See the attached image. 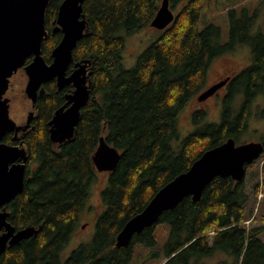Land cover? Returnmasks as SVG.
I'll return each mask as SVG.
<instances>
[{
    "label": "trees",
    "instance_id": "16d2710c",
    "mask_svg": "<svg viewBox=\"0 0 264 264\" xmlns=\"http://www.w3.org/2000/svg\"><path fill=\"white\" fill-rule=\"evenodd\" d=\"M61 1L50 2L45 20L51 19ZM161 3L84 0L89 32L73 50V61L89 62V100L81 109L73 137L54 144L47 123L72 90L70 86L59 91L54 81L44 85L35 129L24 135L28 153L24 189L5 206L7 221L16 230L34 227L39 232L7 247L0 264H151L160 260L161 264H202V259L218 250L229 253L233 264H264V229L243 224L261 181L248 183L246 176L240 182L214 178L198 202L185 197L176 208L164 211L155 225L134 235L128 246H115L127 221L159 189L186 172L205 151L229 138L237 140L247 130L250 105L264 94V29L250 35L254 15L244 8L239 13L229 11V40L221 44L218 26L198 29L205 0H169L171 10L181 5L174 22L160 31L132 69H124L125 38L121 33L130 35L150 26ZM59 42L57 36L44 39L42 56L47 63ZM240 44L250 46L252 60L228 84L221 123L206 124L173 147L179 113L206 88L212 61ZM237 93H243L244 102L234 112L232 101ZM204 115V111H196L194 122ZM100 138L120 157L101 192L103 210L93 239L61 262L60 253L73 235L96 173L92 156ZM260 142L264 144L263 137ZM255 162L246 165V172ZM158 225L168 229L162 245L156 236Z\"/></svg>",
    "mask_w": 264,
    "mask_h": 264
},
{
    "label": "water",
    "instance_id": "95a60500",
    "mask_svg": "<svg viewBox=\"0 0 264 264\" xmlns=\"http://www.w3.org/2000/svg\"><path fill=\"white\" fill-rule=\"evenodd\" d=\"M52 0H0V257L7 247L36 236L39 229L26 227L16 230L8 221L5 206L24 189L28 154L24 143H1L7 132L25 131L29 126H18L9 118V100L4 98L10 78L19 69L27 76L25 93L35 103L37 91L44 94L43 85L54 81L58 90L71 85L73 92L66 95L65 104L59 107L47 123L49 139L61 144L73 137L80 120L81 109L89 100L91 82L87 72L88 61L77 63L67 75L73 62V50L88 31L83 14L84 0H63L56 22L63 32L60 42L51 51V62L42 56L46 38L45 14ZM175 20L169 0L162 3L150 22L158 31ZM30 59L29 63H26ZM227 80L214 84L197 97L199 102L215 94ZM30 114L28 122L30 121ZM264 151L261 142L237 145L233 138L205 151L190 168L159 189L145 208L127 221L116 236L115 246L120 249L131 242L134 235L155 225L164 211L176 208L191 196L194 202L201 198L205 186L216 177H230L236 182L244 180L246 165H251ZM118 151L100 138L92 162L98 172H112L119 160Z\"/></svg>",
    "mask_w": 264,
    "mask_h": 264
},
{
    "label": "rangeland",
    "instance_id": "374dc122",
    "mask_svg": "<svg viewBox=\"0 0 264 264\" xmlns=\"http://www.w3.org/2000/svg\"><path fill=\"white\" fill-rule=\"evenodd\" d=\"M181 5L173 9L176 14L180 10ZM241 8L247 9L254 16L253 25L250 29V35H256L264 29V0H205L204 7L201 10L198 29L203 30L207 26L213 24L220 28L221 36L219 42L225 44L229 40V11H236L239 13ZM258 28V29H257ZM125 47L122 54V66L124 69H132L136 63L137 58L158 38L160 31L152 28L151 26H144L136 32L125 35ZM224 59H223V58ZM216 58L208 70L207 86L218 80L219 77L225 76V71L229 75H238L241 73L252 60V52L249 45H237L235 50L229 51L223 56ZM27 76L23 70L13 75L11 84V98L12 111L10 109L9 115L19 122L20 119H25L24 116V100L26 98L24 88ZM206 90V89H205ZM227 88L220 89L218 93L212 95L204 102H199L197 96L189 101L179 113L178 122V138L172 141L173 147H178L181 141L189 134L199 130L204 125L220 124L222 121V101ZM11 93L8 96L11 97ZM244 102L243 93L238 94L232 101V109L237 112ZM196 111H204V117L194 122V113ZM11 117V118H12ZM264 138V94H259L250 105V117L248 119L247 130L235 140L237 145L260 142ZM254 173L251 176L250 173ZM248 183L261 181L260 191L264 194V152L262 156L248 169L246 172ZM250 174V176H249ZM108 179V172L96 171L94 178L89 187V195L85 205L80 210L78 215V222L75 226L73 235L70 241L62 249L60 253V261L64 262L71 252L81 244L90 243L95 234L96 221L98 216L103 210L101 208V192L106 186ZM264 198H262L263 200ZM251 212H253L255 221L253 226H258L264 229V200L257 205V197H252V202L249 205ZM250 212V213H251ZM251 225V224H250ZM251 225V226H252ZM167 227L158 225L156 228V236L160 245L164 244L167 240ZM264 234V232H263ZM264 242V235L261 236ZM159 245V246H160ZM144 252L138 261H142ZM154 261V260H153ZM152 261V262H153ZM233 257L223 251H215L211 256L201 260L202 264H233ZM162 260L154 261L151 264H161Z\"/></svg>",
    "mask_w": 264,
    "mask_h": 264
},
{
    "label": "flooded vegetation",
    "instance_id": "af4514ba",
    "mask_svg": "<svg viewBox=\"0 0 264 264\" xmlns=\"http://www.w3.org/2000/svg\"><path fill=\"white\" fill-rule=\"evenodd\" d=\"M63 2V0L61 1V3ZM60 3V4H61ZM60 4L58 5V7H57V10H56V12H55V14H53L52 15V17H51V19H49V20H45V30H46V37H51V36H57V37H60V40H61V38H62V36H63V32H62V30L60 29V28H58V24H57V22H56V19H57V14H58V9H59V6H60ZM83 4H84V2H83ZM83 9H84V7H83ZM174 16H175V14H174ZM53 20V21H52ZM87 29H88V24H87ZM88 32H89V30L86 32H84V36H86L87 34H88ZM83 36V37H84ZM78 43V42H77ZM75 49V48H74ZM72 56H73V53H72ZM223 56V55H222ZM221 56V57H222ZM220 57V56H219ZM223 58V57H222ZM224 59V58H223ZM215 60V59H214ZM213 60V61H214ZM212 61V62H213ZM74 62V61H73ZM71 63L70 64V66L68 67V70H67V75H69L70 74V72L73 70V68H74V65L75 64H77V63ZM211 65H212V63H211ZM211 65H210V67H211ZM20 70H23V69H19L17 72H19ZM24 71V70H23ZM17 72L15 73V74H13V75H17ZM87 72H90V70H89V66L87 67ZM13 75H12V77H13ZM236 76V75H235ZM235 76H233V75H228L227 74V72L225 71V76H221V77H219L218 78V80L217 81H215L214 83H212V84H210L209 86H206V88L205 89H207V88H209V87H211V86H213L214 84H217V83H220V82H222V81H225V80H227V82H226V84L224 85V86H222L220 89H224L225 87L227 88L229 85V83L233 80V78L235 77ZM12 77L10 78V81H9V86H8V89H7V91H6V93L4 94V98H7L8 100H9V108H8V110H9V112H10V109H11V111H12V107H10L11 105H12V103H11V98L13 97V93H11V84L10 83H12ZM89 80H90V76H89ZM52 82V81H51ZM26 84H27V80H26ZM26 84H25V88H26ZM71 85H69V86H66V87H70ZM66 87H64V88H66ZM25 88H24V93H25ZM63 88V89H64ZM43 89H44V85H43ZM62 89V90H63ZM204 89V90H205ZM219 89V90H220ZM62 90H59V91H62ZM71 92L70 93H72L73 92V87L71 86ZM203 90V91H204ZM219 90H217L216 92H215V94L216 93H218V91ZM11 93V97L10 96H8V93ZM44 93H45V90H44ZM70 93H68V94H70ZM202 93V92H201ZM68 94H66V95H68ZM226 94V93H225ZM44 95V94H43ZM43 95H39V91H37V97H35V103H33L32 102V100L31 99H29L28 98V96H27V94L25 93V96H26V98H25V100H24V103H25V107H24V116H25V119H20V121L19 122H15V119L12 117H10V115H11V113H10V115H9V118L10 119H12L18 126H26V125H28L29 127L25 130V131H23V130H21V131H19V132H17V133H15V132H13V131H10V132H7L5 135H4V137L2 138V140H1V143H5V144H8V145H18L20 142H25V140H24V135H26L29 131H32V130H34L35 129V126H36V119L38 118V114H39V110H40V104H39V98H41ZM65 95V96H66ZM210 98V97H209ZM208 98V99H209ZM206 101V100H205ZM204 102V101H203ZM65 104V103H64ZM63 104V105H64ZM55 112V111H54ZM30 114H32V116L30 117V121L28 122V119H29V116H30ZM6 139H8V141H6ZM25 148H26V145H25V143H24V145H23ZM26 150H27V148H26ZM28 154V153H27ZM27 165V164H26Z\"/></svg>",
    "mask_w": 264,
    "mask_h": 264
},
{
    "label": "built area",
    "instance_id": "2783aa9c",
    "mask_svg": "<svg viewBox=\"0 0 264 264\" xmlns=\"http://www.w3.org/2000/svg\"><path fill=\"white\" fill-rule=\"evenodd\" d=\"M261 185V184H260ZM261 187V186H260ZM262 198H264V194L259 190V193L257 195V205L262 201ZM254 214L252 213V215L250 216V218H248L247 220H245L243 222V224L246 226V227H249V225L253 222L254 220ZM213 234V232H211V235Z\"/></svg>",
    "mask_w": 264,
    "mask_h": 264
},
{
    "label": "bare ground",
    "instance_id": "6f19581e",
    "mask_svg": "<svg viewBox=\"0 0 264 264\" xmlns=\"http://www.w3.org/2000/svg\"><path fill=\"white\" fill-rule=\"evenodd\" d=\"M59 4V3H58ZM56 11V10H55ZM54 14V13H53ZM54 16V15H53ZM53 21V20H52ZM250 21V20H249ZM251 28V27H250ZM258 29V28H257ZM246 31H248V30H246ZM250 32V31H249ZM260 33V32H259ZM239 34V33H238ZM264 34V33H263ZM241 35V34H240ZM248 35V34H247ZM237 37V36H236ZM253 44V43H252ZM236 45V44H235ZM243 45H245V44H243ZM248 45V44H247ZM258 46V45H257ZM230 48V47H229ZM229 48H228V50H229ZM226 49V48H225ZM253 49V48H252ZM235 50V49H234ZM254 50V49H253ZM218 52V51H217ZM217 57H218V55H217ZM233 84V83H232ZM241 85V84H240ZM53 87V86H52ZM240 88V87H239ZM241 90V89H240ZM238 94V93H237ZM187 106V105H186ZM198 117V116H197ZM200 120V119H199ZM149 198V197H148ZM149 201V200H148ZM143 236V235H142Z\"/></svg>",
    "mask_w": 264,
    "mask_h": 264
},
{
    "label": "crops",
    "instance_id": "0c3cea01",
    "mask_svg": "<svg viewBox=\"0 0 264 264\" xmlns=\"http://www.w3.org/2000/svg\"><path fill=\"white\" fill-rule=\"evenodd\" d=\"M263 200H264V199H263ZM263 200H262V201H263ZM263 235H264V234H263Z\"/></svg>",
    "mask_w": 264,
    "mask_h": 264
}]
</instances>
